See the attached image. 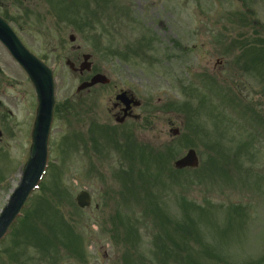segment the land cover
Instances as JSON below:
<instances>
[{"label":"rangeland","instance_id":"obj_1","mask_svg":"<svg viewBox=\"0 0 264 264\" xmlns=\"http://www.w3.org/2000/svg\"><path fill=\"white\" fill-rule=\"evenodd\" d=\"M28 5L0 0V14L24 46L53 68L56 113L47 176L26 206L31 211L25 221L0 244V264H264V83L257 84V67L252 71L245 61L248 46L263 45L264 0H58L55 10L45 1L41 10L23 13ZM250 15L258 22L251 30ZM112 23H122L124 43H133L132 49L149 31L155 42L143 60L124 62L98 50L99 28ZM72 45L78 50L67 53ZM85 53L93 55L95 71L108 72L149 102L157 121L136 129V137L151 146V161L127 165L123 158L132 157L127 152L134 143L121 134L122 148L115 152L109 148L113 136L91 127L96 121L125 132L100 116L111 89L95 91L97 115L76 98L79 82L64 62ZM204 75L221 88L216 84V92L208 93ZM197 81L198 91L185 87ZM202 93L209 96L193 113ZM35 111L32 85L0 46V211L19 183ZM91 128L97 141L89 149L77 138ZM173 129L178 135L170 134ZM190 148L199 154L198 169L206 170L166 171ZM120 171L131 175L123 197ZM84 190L91 206L80 209L75 197ZM176 224L188 233L182 236Z\"/></svg>","mask_w":264,"mask_h":264},{"label":"water","instance_id":"obj_2","mask_svg":"<svg viewBox=\"0 0 264 264\" xmlns=\"http://www.w3.org/2000/svg\"><path fill=\"white\" fill-rule=\"evenodd\" d=\"M0 43H2L27 73L37 96L36 117L31 134V146L28 159L22 169L18 187L13 191L7 204L0 212V239L6 233L10 224L23 207L30 192L37 186L46 163V145L52 120L54 105L53 83L51 72L32 54H30L19 42L8 24L0 18ZM103 77H94L89 84L104 83ZM197 158L193 151H188L186 156L174 163L176 168L196 167ZM80 207L89 206L90 199L86 193L77 197Z\"/></svg>","mask_w":264,"mask_h":264},{"label":"flooded vegetation","instance_id":"obj_3","mask_svg":"<svg viewBox=\"0 0 264 264\" xmlns=\"http://www.w3.org/2000/svg\"><path fill=\"white\" fill-rule=\"evenodd\" d=\"M26 2L35 4V0H26ZM34 4L28 5L26 6V8L33 9V10L37 9L38 7H36ZM26 8L23 7L24 10H26ZM28 11H31V10H28ZM102 32L106 35L107 40L109 42L112 41V38L110 36H112L113 34L119 35L120 38L125 35L124 33L121 32L120 28L118 30L116 29V31H113L111 29H108V30L102 29ZM121 44H122L123 50H125L127 47L124 45V43H121ZM80 49H81V46H80ZM77 50H78V47H75L73 45L68 46L67 53H76ZM81 56L76 57V55H74V56H71L72 59H65V60H68L69 63L71 62L72 64L74 63L76 66L79 64L80 62L79 60ZM124 56L126 57L131 56V53L127 51L126 53H124ZM89 75H91V72H88V73L83 72L82 75H78V77L86 79ZM108 79H109L108 85L94 86L89 90H85V92L78 93L76 95V98L81 101H84L91 93L96 94V92H93V91H97L103 88H109L112 91H111L110 98H108V103L110 105V108L109 109L107 108V115H108L107 120L108 121H112V120L114 122L121 121L120 123L121 126L127 125V124H134L135 127H137V130L138 129L141 130V128L143 129V126L148 123H150V126H152V123L157 121L156 118L154 117L155 113L151 111V106H149L150 105L149 102L147 103L146 100L144 99H138L137 96L135 95V92L133 91V88L122 87L120 84L121 83L120 79L119 81H117L114 77H111V79L110 78ZM123 92L125 95L124 98H125L126 105L123 102L116 100V97L122 94ZM136 132L137 131L134 130L133 134L135 135Z\"/></svg>","mask_w":264,"mask_h":264},{"label":"trees","instance_id":"obj_4","mask_svg":"<svg viewBox=\"0 0 264 264\" xmlns=\"http://www.w3.org/2000/svg\"><path fill=\"white\" fill-rule=\"evenodd\" d=\"M30 208H31V207H30ZM30 208L27 209V210L24 212V216H23V218L20 219V221H19L18 224H17V227L14 228L13 233H14V231H16V230L18 229V227H19L20 225H22V223L25 221V220H24V218H25V214H27V213H29V212L31 211ZM25 219H26V218H25ZM13 233H12V234H13ZM39 246L41 247L40 244H39Z\"/></svg>","mask_w":264,"mask_h":264}]
</instances>
